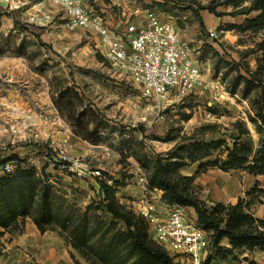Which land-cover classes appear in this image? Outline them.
<instances>
[{"label":"rangeland","instance_id":"374dc122","mask_svg":"<svg viewBox=\"0 0 264 264\" xmlns=\"http://www.w3.org/2000/svg\"><path fill=\"white\" fill-rule=\"evenodd\" d=\"M129 1L139 3L144 10H161L173 17L178 28L182 23L180 16L187 11L196 20H200L203 10L222 19L215 29L202 32L208 42L197 59L199 63L206 59L211 62L210 78L205 80L204 87L172 93L166 98H146L112 69L97 47L95 33L84 28L70 31L64 27L60 7L45 2L27 10L0 7V47L7 49L0 55V156L17 154L24 168L37 169L38 178L46 180L48 176L55 221L46 230L56 233L70 246L75 264H105L98 259L96 251L100 244L111 240L117 243L111 252L114 261L120 259L122 264H133L135 258L122 237L124 223L113 220L103 210V191L96 176L109 184L113 180H124V186L116 187L115 199L124 210L137 214L139 201L144 196L149 197L144 184L154 191L156 198H162L161 190L149 187L148 178L156 155L167 153L176 145L174 140L165 141L166 137L175 136L177 140L224 138L232 143L233 138L239 136L235 123L244 122L249 133L240 141L256 148L264 134V127L256 116L260 89L255 88L244 96V85L234 86L240 73L246 74L248 61L243 59L255 53L253 47L264 33L243 34L238 29L228 28L243 23L253 0H86V3L103 16L109 26L123 28L131 19L129 13L133 9L125 6ZM38 13H45L46 19L37 21ZM255 14L253 11L249 16ZM210 30L215 36L210 35ZM233 34H239L237 42L242 47L224 40V36L230 39ZM20 51L25 55L16 54ZM197 66L201 70L200 64ZM210 81L221 85L222 96L218 99H214ZM83 110L97 114L96 119L101 122L94 132L98 143L76 133L74 113ZM90 126L89 129L94 127ZM208 126L211 129L202 130ZM217 156L223 158L224 149L206 160H215ZM72 162L90 171L74 167ZM8 164L10 171L16 168L15 161ZM44 165L45 176L41 173ZM0 174L3 175L2 168ZM195 190L199 191L197 186ZM185 214L197 223L191 209H185ZM83 220L88 223L94 250L87 245L73 246V242H77V227ZM6 231L16 234L21 228L11 227ZM150 240L159 245L152 237ZM3 245L0 242V250ZM220 248L215 249L210 234L207 235L205 258L211 254L220 259L218 263L229 264L222 259L225 251ZM180 261L177 259L175 264H187Z\"/></svg>","mask_w":264,"mask_h":264},{"label":"trees","instance_id":"16d2710c","mask_svg":"<svg viewBox=\"0 0 264 264\" xmlns=\"http://www.w3.org/2000/svg\"><path fill=\"white\" fill-rule=\"evenodd\" d=\"M210 11L214 10L210 9ZM253 11L256 14L247 17ZM245 14L247 16L243 23L233 24L228 28L238 29L243 34L264 33V0H253ZM6 52L7 49L0 47V55ZM253 52H261V57L257 59V67L252 70L247 65L246 74L240 73L234 80V86L243 84L244 96H247L255 88L260 89V95L256 99L258 104L256 116L264 127V36L255 44ZM16 54L25 55L22 51ZM74 114L77 117L76 126L78 129L76 133L93 143H98L99 140L94 138V132H97L101 124L96 119L97 114L91 113V111L88 113L87 110ZM250 120L256 122L254 118H250ZM90 125L94 127L89 129ZM235 126L239 136L233 138L232 143L224 138L206 140L196 137L177 140L175 136L166 137L165 141L174 140L176 145L171 151L156 155L153 160V169L148 178L149 187L161 190L162 199L165 202L194 209L197 214V224L211 232V242L215 249L221 247L224 238L228 239L231 247L222 248L225 251L222 259L227 260L229 264H232L235 249L264 250V220L256 218L250 209L256 193L260 196L257 201H263L264 189L259 188L256 184L246 194V196H252L249 201L240 197L235 204L215 202L214 206H208L207 202L202 200L195 190V179L197 175L213 166L224 171L242 169L255 176L264 174V134L259 145L253 148L249 143L240 141L244 134L249 133V130L244 127V122H237ZM209 129H211L209 126L202 127V130ZM221 149H224L225 152L223 158L217 156L215 160H206ZM10 161L16 162V168L7 171L6 166ZM197 162L199 164L193 175L181 173L183 168ZM21 163L17 154L6 158L0 156V169L2 168L3 171V175L0 174V232L11 227L21 228L20 225L28 217L33 220L40 231L44 232L55 221L51 185L47 182V175L46 180L40 179L36 176L37 169L35 167L24 168ZM41 173L45 176V165L42 167ZM96 180L103 191V210L110 214L113 220L122 221L125 225L122 237L127 241L131 253L135 255L133 264H174L171 255L150 240L148 223L145 218L135 212L124 210L116 201V187L124 186L125 181L113 180V183L109 184L106 179L98 176H96ZM63 225L66 224L63 223ZM91 237L88 223L83 220L77 227V242H73V246L81 248V245H87L90 249L95 248L91 244ZM116 244L112 240L107 244H100L96 251L98 259L105 264H122L120 259L114 261L111 254ZM100 249L101 251H99ZM230 256L231 258H229ZM219 260L209 254L204 258L203 264H216ZM248 264L258 263L255 260H248Z\"/></svg>","mask_w":264,"mask_h":264},{"label":"built area","instance_id":"2783aa9c","mask_svg":"<svg viewBox=\"0 0 264 264\" xmlns=\"http://www.w3.org/2000/svg\"><path fill=\"white\" fill-rule=\"evenodd\" d=\"M45 2L60 7L64 13V27L73 31L84 28L97 35L98 46L115 72L126 78L146 98H166L172 93H185L205 86L206 81L192 58V49L182 40L181 32L173 23L162 21L156 13L145 10L139 21L128 20L125 29L115 30L107 20L84 4V0H0L5 9L27 10ZM42 12V11H38ZM140 12L138 8L135 13ZM45 13L35 15L37 21L46 19ZM215 36L214 31H209ZM208 84V83H207ZM218 99L221 85L209 83ZM74 167L80 164L72 162ZM84 171H90L80 166ZM10 171V165L6 166ZM99 174V172H96ZM149 197L139 201V214L148 223V233L176 260L187 264H203L206 231L194 220L188 219L185 207L168 204L154 191L143 185ZM157 199V200H155Z\"/></svg>","mask_w":264,"mask_h":264},{"label":"crops","instance_id":"0c3cea01","mask_svg":"<svg viewBox=\"0 0 264 264\" xmlns=\"http://www.w3.org/2000/svg\"><path fill=\"white\" fill-rule=\"evenodd\" d=\"M150 1L151 0L147 2ZM38 4L39 3L32 5L31 9H35ZM84 4L87 5L86 0H84ZM125 6L128 7L127 9H133L129 13L131 19L128 20L139 21L145 16V10L139 3L129 1ZM126 7L124 9H126ZM136 8H138L140 12L135 13ZM148 9L151 10L150 8ZM152 11L156 13L160 20L171 22L173 24L176 23L173 17L169 15L166 16L161 10H156L157 12L154 10ZM190 13V11H187L180 16L182 17V23L179 27L181 37L191 44L193 49L192 58L195 60L194 62L196 64H200L203 77L208 81L211 72V62L207 59L205 61L200 58L202 61L199 63L197 59L204 49L203 45L207 41L204 40L202 32L209 29H215L222 22V19L203 10L200 12V20H196L193 16H190ZM180 17L175 18L178 19ZM125 27L126 24L123 28H112L115 30H121L125 29ZM238 37L239 34H233L230 39H227L224 36V40L226 39L228 43L240 48L242 46L237 42ZM259 57H261V52H255L254 54L249 53L248 58H244L243 60H247V65L253 70L257 67V59ZM234 58L236 59V57ZM211 82L212 81L209 83ZM198 164L199 162L183 168L181 173L184 175H193L197 170ZM192 167L194 168L190 170ZM259 182H261L260 185ZM256 184L259 185V188L264 189V174L255 176L242 169L224 171L216 166L209 167L205 172L197 175L195 179V185L199 189V197L210 203L223 202L225 204H235L240 197L249 201L252 199V196H246V194ZM256 195L257 193L253 197V203L251 204L250 209L256 218L264 220V199L261 198L263 201L259 202L255 198H260V196ZM185 209H191V211H193V217L197 221V214L194 209L190 207ZM20 226L21 231L16 234L8 231H3L4 233L0 232V242L4 244L1 246L2 249L0 250V264H75L71 258L70 246L66 245L59 235L48 230H45L44 232L40 231L31 218H26L25 222ZM221 246H223V248L231 247L226 238L222 240ZM234 255L236 256V259L232 260V264H248V260H255L258 264H264V250L254 249L250 251L245 248L235 249ZM216 264L220 263L217 262Z\"/></svg>","mask_w":264,"mask_h":264}]
</instances>
